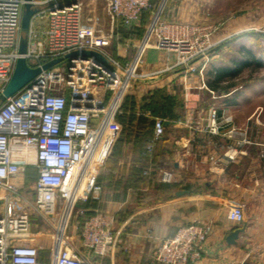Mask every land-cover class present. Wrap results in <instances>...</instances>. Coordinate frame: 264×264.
<instances>
[{"label":"built area","instance_id":"1","mask_svg":"<svg viewBox=\"0 0 264 264\" xmlns=\"http://www.w3.org/2000/svg\"><path fill=\"white\" fill-rule=\"evenodd\" d=\"M105 1L111 19L126 28L137 26L144 11L150 13V23L130 64L108 51L112 36L84 23L78 0L62 8L60 0H0V85L5 86L21 57L22 35L27 38L22 56L29 66L41 69L32 82L0 105V264H93L70 245L68 221L76 203L101 197L100 169L122 130L118 116L143 53L149 47L174 53L175 61L166 69L184 66L193 72V63L201 61V72L218 44L216 25L162 19L166 0L158 6L156 0ZM28 2L37 12L24 32L21 17ZM83 50L99 53L106 62L91 56L65 58ZM57 58L62 61L42 68ZM209 119L213 134L232 121L216 108L210 109ZM240 132L246 134V130ZM163 133L164 120L155 118L153 135L142 152L145 159L151 160ZM105 138L109 142L99 157ZM247 141L244 136L242 143ZM28 168L36 173L31 200L24 196L19 181ZM157 175L162 183L174 179V173L166 169ZM244 212L243 202H231L227 218L241 223ZM34 214L41 220L36 228L45 226L50 234L47 255L38 243L40 232H32ZM114 223L113 215H88L80 226L81 245L99 258L114 253L119 239ZM210 233L209 224H184L160 241L151 260L154 264H207L201 260Z\"/></svg>","mask_w":264,"mask_h":264},{"label":"crops","instance_id":"2","mask_svg":"<svg viewBox=\"0 0 264 264\" xmlns=\"http://www.w3.org/2000/svg\"><path fill=\"white\" fill-rule=\"evenodd\" d=\"M78 1L84 5V0ZM98 1L107 12L105 0H92V17L98 15ZM229 1L171 0L168 13L173 20L208 24L200 22L206 19L201 12L207 6H225L220 10L222 14L224 9L230 10L226 7ZM245 11L224 18L214 36L220 44L234 45L229 60L216 65L213 56L201 72V61L193 63V72L184 66L166 69L175 61V54L155 47L146 49L142 73L160 72L129 88L119 115L122 123L118 120L122 135L113 152L116 141L112 143L106 158L113 179L107 181L100 199L82 202L83 214L77 213L79 218L98 212L115 217L114 229L119 239L112 264H154L151 254L160 241L171 237L178 227L195 221L211 226L201 263L264 264V165L260 160L264 148L259 147L260 142L264 143V101L257 98V89L250 91V95L243 93L241 84L245 70L260 64L243 42L260 37L254 33L264 24V18L259 20L252 7ZM82 19L91 24L85 14ZM105 24L113 32L120 27L127 29L125 32L132 30L112 19ZM127 52L119 46L117 56L125 58ZM220 68L228 74L218 78L216 72ZM161 98L173 101L166 109L150 105ZM211 108L232 118L218 134L209 130ZM155 118L164 120V133L155 143L154 157L148 162L141 152L153 135ZM147 124V132L139 129ZM243 128L245 135L240 132ZM244 136L248 141L243 144ZM108 142V138L103 140L99 157ZM118 149L122 152L119 157ZM115 155L116 161L111 165ZM211 156L219 161L215 163ZM160 169L172 171L173 181L160 182ZM198 181L205 185L202 194L195 191ZM118 188H122L121 199ZM234 201L245 204L241 223L227 218L229 204ZM237 229L240 231L235 242H227L228 235Z\"/></svg>","mask_w":264,"mask_h":264},{"label":"rangeland","instance_id":"3","mask_svg":"<svg viewBox=\"0 0 264 264\" xmlns=\"http://www.w3.org/2000/svg\"><path fill=\"white\" fill-rule=\"evenodd\" d=\"M62 1V0H60ZM92 0H84V5L81 6V10L83 11L82 15L85 14L86 15V19L88 21H91V24L89 25H94L95 27H97L102 33L106 34V35H110L112 36V41H111V45L108 48V51L115 57L117 58L119 61H121L123 64H130L132 62L133 56L135 54L136 48L139 45V43L141 42V40L143 39L147 26L150 23V17H148V19L146 18V21L142 22V18L141 21L137 24V26L133 27L132 30H128V32L125 30V28H117L116 30H114L112 28H107L106 24L104 25V23H107V21H111V17L108 14V12H106V8L104 6V4L100 1H98L99 5H98V15H95L92 17L93 12H91V5ZM96 1V0H93ZM171 0H166L162 12H161V17L164 20L167 21H173V17H171V15H169L168 13V8H169V4H170ZM212 1V0H211ZM160 0H156V4L158 6ZM96 3V2H94ZM198 5H201L204 7V4L200 3ZM226 7L228 9H230L229 11H226L224 9V12L221 14V9L225 8V6H221V8L217 7H206L204 9V11L201 12V15L206 18L205 21H200V22H206L208 24H212V25H216V26H221L222 25V21L224 20V18L226 17H233L235 15H239L241 14V12H243V14L246 13L245 9L247 7H252L254 9V11L257 13L258 19L261 20L262 18H264V0H230L229 3L226 5ZM219 8V10H218ZM202 9V7H201ZM249 9V8H248ZM219 11V12H217ZM185 15V14H183ZM176 18V16H175ZM182 18H185L182 16ZM178 19V18H176ZM177 21V20H176ZM90 23V22H89ZM88 24V23H87ZM131 31H133L131 33ZM118 32V33H117ZM255 35L257 34L260 35V37L257 38H253V39H247L243 42L244 48H248L249 50L252 51V53L255 55V57L257 59L260 60V64L259 65H254L252 68H248L247 70H245V72L242 74L241 76V84L243 87V93H246L248 95H250V91H255V89H257V95H258V99L260 101H264V24L259 25L258 28L255 30ZM119 46L124 47L128 52H127V57L125 58H119L117 56V49ZM145 53V52H144ZM141 57V62L140 65L136 68L135 73H136V77H134V80L131 81V86L134 85L135 83H137L138 80L142 79V77L140 76L142 73V65L144 62V54ZM234 53V45L232 44H220L218 43L215 48L209 53V57L208 60L211 59V57L215 56V61L214 63L216 65H218L219 63H223L224 61H228L230 55ZM208 62V61H207ZM2 86L0 85V90H1ZM254 93V92H253ZM256 95V96H257ZM127 96V95H126ZM125 96V98H126ZM245 97V95H244ZM124 98L122 105L124 104V102H126V99ZM177 98V96H176ZM170 103L173 101V99L168 100ZM176 101V99H175ZM178 101V100H177ZM123 107V106H122ZM120 121V120H119ZM121 122V121H120ZM122 123V122H121ZM139 129H142L139 127ZM244 129V128H243ZM245 130V129H244ZM261 144L259 145L260 148H264V143L260 142ZM121 149V148H120ZM118 149L119 153L117 155V157H119L121 155V150ZM154 157V155H152L151 159ZM264 156H260V160H263L261 162V166L264 165ZM108 160V159H107ZM116 161V155L114 158V161L111 162V165H113L112 163H114ZM149 162V160H147ZM111 167V166H110ZM106 168V169H105ZM109 167H108V163L107 161L104 163V165L101 167L100 169V173L99 175H103V179H101V185L103 187L102 190V194L104 192V189L106 187L107 181H112L113 177L110 174V172L108 171ZM35 171H26L20 178V183L22 185V192L24 194V196H27L30 200H31V196H32V188H33V183H34V179H35ZM116 176V175H115ZM121 176V174H120ZM115 178V177H114ZM205 188V185L203 182H196L195 184V191L196 194H202L203 190ZM117 191L118 193V197L121 199L122 197V188H118ZM90 201V200H89ZM81 203L82 202H78L76 203V205L74 206V211L68 221V228H67V234L69 237V242L70 245L72 246V248H75L80 254H82L83 256L87 257L89 259V261L93 264H112L111 259L113 258V254H109L105 257L99 258L96 257L91 251H89L88 249H86L85 247H83L81 245V241L79 238V232L81 229V221L82 218L77 217V213H79L82 209L81 207ZM81 215V214H80ZM41 220H39V218L34 214L33 218H32V232L36 233L37 231L40 232V235L38 236V243L39 245L43 248V251L46 252L47 249H49L48 247L50 246V237H49V232L47 231L48 229L45 226L36 228V225L39 223L40 224Z\"/></svg>","mask_w":264,"mask_h":264},{"label":"water","instance_id":"4","mask_svg":"<svg viewBox=\"0 0 264 264\" xmlns=\"http://www.w3.org/2000/svg\"><path fill=\"white\" fill-rule=\"evenodd\" d=\"M30 1V0H28ZM77 0H63L62 3H60L59 7L62 8L63 6H69L73 3H75ZM37 12V9L34 8L31 3H26L24 6V11L21 17V29L22 31H27L30 25V21L32 16ZM27 51V38L22 35L19 40V46H18V52L21 55L16 60L15 67L13 70V73L8 80V82L5 84V86L0 90V105L4 103L7 99L18 93L21 89H23L25 86H27L30 82H32L41 72V69L38 67H31L28 65L27 60L24 55ZM80 55L82 58H86L88 56L94 57L96 60H100L103 62H106V60L97 52L94 51H73L69 54L65 55V58H74L76 56ZM62 59L57 58L55 60L49 61L45 63L42 68L48 69L58 63H60ZM168 124V123H165ZM181 194V192L179 193ZM239 229L233 231L228 235L227 242L233 243L235 242V239L238 236Z\"/></svg>","mask_w":264,"mask_h":264},{"label":"trees","instance_id":"5","mask_svg":"<svg viewBox=\"0 0 264 264\" xmlns=\"http://www.w3.org/2000/svg\"><path fill=\"white\" fill-rule=\"evenodd\" d=\"M148 17H150V13H149V11H144L143 12V15H142V22L143 21H146L145 19L147 18L148 19ZM128 32V31H127ZM133 31H131V33H132ZM246 53H248V55H249V57L251 56V53L249 52V51H247ZM254 58V57H253ZM256 61V63H258V61L257 60H255ZM247 63V62H246ZM245 65V64H244ZM244 65H243V67H244ZM227 75L228 73H227V70L226 69H224V68H220V69H217V72H216V75H217V77L219 78V77H221V76H224V75ZM169 100H171L170 98H169ZM168 104H170V102L168 101V99H158V100H156V101H154V102H151V104L150 105H152V107H163L164 109H166V107H167V105ZM165 111H168V110H165ZM120 116H118V120H120V118H119ZM142 127H144V126H142ZM141 130H143V132H147V130H148V124L147 125H145V127L144 128H142ZM121 135H122V133L119 135V137L117 138V140H116V142H115V144H114V146H113V148H112V152H113V149H114V147L117 145V143H118V141L120 140V138H121ZM143 152V151H142ZM141 152V153H142ZM142 157L143 158H145L143 155H142ZM28 171H34V169L33 168H28L27 169ZM26 170V171H27ZM98 180H99V182L101 183V175H99V178H98ZM102 184V183H101ZM88 215H83V217H81L82 218V221L84 220V218H86ZM82 221H81V223H82Z\"/></svg>","mask_w":264,"mask_h":264},{"label":"bare ground","instance_id":"6","mask_svg":"<svg viewBox=\"0 0 264 264\" xmlns=\"http://www.w3.org/2000/svg\"><path fill=\"white\" fill-rule=\"evenodd\" d=\"M98 154H99V153H98ZM99 155H100V154H99ZM99 155H98V156H99Z\"/></svg>","mask_w":264,"mask_h":264}]
</instances>
